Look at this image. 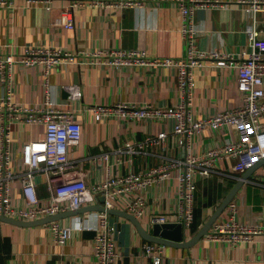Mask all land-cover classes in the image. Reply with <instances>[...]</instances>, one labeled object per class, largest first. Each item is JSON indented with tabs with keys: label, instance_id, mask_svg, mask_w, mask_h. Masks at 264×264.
I'll use <instances>...</instances> for the list:
<instances>
[{
	"label": "crops",
	"instance_id": "obj_1",
	"mask_svg": "<svg viewBox=\"0 0 264 264\" xmlns=\"http://www.w3.org/2000/svg\"><path fill=\"white\" fill-rule=\"evenodd\" d=\"M71 1L13 0L10 6L0 5V47L15 54L31 45L62 47L73 52L140 49L147 51L151 58H178L188 52V42L182 32L185 17L180 0H143L142 5L126 9L113 6L76 8L75 26L67 27L57 20H65L63 10ZM209 1L197 6L193 13L198 49L232 51L240 57L243 51L251 49L250 26L255 27L260 36L264 35V10L249 11L239 0ZM14 72V99L17 101L45 105L49 96L54 103L74 109L75 118L83 125V135L80 144L71 149L70 156L88 173L89 184L131 171L142 172L171 157L183 158L186 154L185 139L174 131L172 118L126 120L105 115L98 120L87 110L95 104L123 102L175 105L182 96L175 67L82 63L55 66L49 75H45L41 65L18 63ZM194 73V109L198 117H207L240 104L235 66L207 61L204 66L196 67ZM79 90L82 95L75 97ZM4 92L0 73V96ZM162 130L168 132L165 144L148 145L138 152L119 151L127 140L139 143ZM13 133L16 150L21 155V146L26 141L45 137V126L16 121ZM239 136L235 126L218 130L207 128L192 137L193 151L201 153L228 139H239ZM102 152H110V159L93 162V155ZM235 162L234 158L223 157L216 161V171L197 177L194 218L192 225L185 229L188 239L199 233L245 173L232 170ZM18 167L22 169L21 164ZM37 181L39 195L48 197L47 175L39 173ZM17 184V200L23 204L24 198ZM178 185L174 173L163 183L145 190L147 209L140 219L147 229L152 230L155 223L152 219L156 214L181 220ZM100 203L101 196L97 204ZM231 203L237 206L236 218L240 222L264 228V164L256 167L245 180L218 219L228 216ZM95 212V209H85L59 219L67 225H84L83 229L77 227L72 239L66 243L55 241L53 233L44 224L26 226L0 220V264H99ZM111 215L119 228L117 264H264V233L235 245L213 241L206 235L190 247L164 244L163 259L155 263L151 255L144 254L143 245L149 240L140 234L134 223L124 216Z\"/></svg>",
	"mask_w": 264,
	"mask_h": 264
},
{
	"label": "built area",
	"instance_id": "obj_2",
	"mask_svg": "<svg viewBox=\"0 0 264 264\" xmlns=\"http://www.w3.org/2000/svg\"><path fill=\"white\" fill-rule=\"evenodd\" d=\"M29 2L53 0H27ZM185 23L183 35L188 42V52L178 58L150 57L140 49H98L92 52H73L62 47L26 46L20 54L0 47V73L5 92L0 96V214L23 219L35 220L60 212L77 209L83 205L98 203L104 196V206L124 209L138 218L144 217L147 209L145 190L161 184L174 173L178 177L179 218L164 214L153 216V222L181 221L185 228L190 227L194 218V197L197 177L210 175L216 161L223 157L236 159L232 170L243 172L264 159V35L250 26L249 51L237 57L232 51L217 49L200 50L197 48V27L193 17L194 9L208 4L209 0H180ZM13 0H0V5L10 6ZM249 11L264 10V0H239ZM143 0H72L64 7L63 17L57 23L74 27L76 8L113 6L129 8L142 5ZM207 61L215 65L235 66L238 69V88L241 101L238 106L218 111L207 117H198L194 109L196 87L194 69L204 66ZM18 63L25 66L41 65L45 75L55 66L97 63L113 66L161 65L175 67L181 99L175 105L160 106L151 103H118L114 105L95 104L88 107L96 119L105 115H116L126 120L174 119V131L184 137L186 154L183 158L171 157L145 171H131L125 175L109 176L100 183L89 184L88 173L70 156L71 149L79 145L83 135V125L75 118L72 107H62L48 96L45 105L27 104L14 99V68ZM82 92H76L75 97ZM16 121L31 125L45 126L44 138H32L21 146V155L15 146L13 124ZM235 126L239 139H228L223 144L209 147L201 153L193 151L192 137L207 128L221 129ZM168 132L162 130L157 135L146 137L135 143L127 140L119 151L138 152L148 145L165 144ZM21 156V157H20ZM110 152L95 154L92 161L101 163L109 160ZM21 159L22 169H19ZM121 160V157H119ZM44 172L50 195L43 198L38 193L37 175ZM19 182V183H18ZM18 183V184H17ZM16 184L24 198L20 203L16 196ZM237 206L230 204L226 218L217 219L206 234L213 241L235 245L237 242L252 240L255 234H263L264 228L253 227L236 218ZM97 229L96 255L99 264H117L119 228L112 215L106 210H96ZM54 236L55 241L66 243L72 239L74 230L84 225H67L58 219L44 224ZM163 243L147 241L143 245L145 255H151L155 263H160L165 253Z\"/></svg>",
	"mask_w": 264,
	"mask_h": 264
},
{
	"label": "water",
	"instance_id": "obj_3",
	"mask_svg": "<svg viewBox=\"0 0 264 264\" xmlns=\"http://www.w3.org/2000/svg\"><path fill=\"white\" fill-rule=\"evenodd\" d=\"M264 164V159L260 160L258 163H256L252 168H249L245 171V173L241 176V178L238 180L236 185L233 187V189L230 191V193L227 195V197L224 199V201L221 203V205L218 207V209L215 211V213L211 216V218L205 223V225L201 228L199 233L195 235L194 237L187 238V234L185 233V226L183 222L181 221H170V222H164L159 223L155 222L153 225L152 230L147 229V227L143 224L140 218L136 217L134 214L120 208H106L103 204L105 197L101 196L102 203L100 204H92L87 205L81 208L72 209L64 212H60L57 214L49 215L42 217L40 219L35 220H23L18 219L10 216H6L4 214H0V220L16 223L19 225H38V224H45L47 222H50L52 220H59L65 216L72 215L81 211H84L85 209L89 210H106L111 214H117L124 216L128 219H130L134 225L137 227L140 234L146 238L149 241L159 242L167 245H177L181 247H190L194 245L196 242H198L202 237H204L211 229L214 222L218 219V217L221 215V213L225 210L227 205L231 202V200L234 198L235 194L239 191L241 186L244 184L245 180L249 178V176L253 173V171L258 167L259 165Z\"/></svg>",
	"mask_w": 264,
	"mask_h": 264
}]
</instances>
